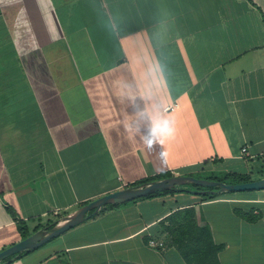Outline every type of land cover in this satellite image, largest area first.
<instances>
[{
    "label": "crops",
    "instance_id": "obj_1",
    "mask_svg": "<svg viewBox=\"0 0 264 264\" xmlns=\"http://www.w3.org/2000/svg\"><path fill=\"white\" fill-rule=\"evenodd\" d=\"M263 159L264 0H0V252L17 220L30 236L159 175ZM263 199H140L6 264H264Z\"/></svg>",
    "mask_w": 264,
    "mask_h": 264
},
{
    "label": "water",
    "instance_id": "obj_2",
    "mask_svg": "<svg viewBox=\"0 0 264 264\" xmlns=\"http://www.w3.org/2000/svg\"><path fill=\"white\" fill-rule=\"evenodd\" d=\"M185 186H195L203 191H192L202 195H220L224 193H245L264 191V178L260 180L227 184L216 180L195 178L193 176H173L144 184L130 186L111 194L100 197L82 207L74 213L55 221L24 240L0 252V264L7 259L36 250L55 240L64 233L83 224L87 220L98 216L108 206H120L148 198L154 194L179 189ZM13 258V259H14Z\"/></svg>",
    "mask_w": 264,
    "mask_h": 264
},
{
    "label": "trees",
    "instance_id": "obj_3",
    "mask_svg": "<svg viewBox=\"0 0 264 264\" xmlns=\"http://www.w3.org/2000/svg\"><path fill=\"white\" fill-rule=\"evenodd\" d=\"M210 175H211L210 177H206L205 179H207V180H216V181H221V182H225V183H227V181H230V180H233V179H235V180L236 179H242L241 181H245V182H250L251 181L250 179H247V180L243 179L245 177V175L227 174V175L223 176L224 178H221L220 174L216 175V173H212ZM189 176H192V175H189ZM170 177H173V176L171 174L167 173V174L156 176V177L151 178V179L146 180V181L139 182V183H137L135 185H140V184H144V183H147V182H150V181L161 180V179L170 178ZM229 183H232V182H229ZM135 185H133V186H135ZM194 188H197V187H195V186L180 187L179 189H175V190L166 191V192H163V193L154 194V195H152V196H150L148 198H154L156 196L172 194V193H175V192H192V191H196L197 189H194ZM199 190L203 191V189H201V188H199ZM145 199H147V198H145ZM86 204H88V203H85L84 205H86ZM117 207L118 206H108L101 213H104L107 210L115 209ZM9 212L16 219L14 211L12 209H9ZM17 223H18L20 231L25 233V238L29 237L28 231H27L26 227L23 225V223L20 222L19 220H17ZM13 258L14 257H11V258L7 259L2 264H6V263L10 262Z\"/></svg>",
    "mask_w": 264,
    "mask_h": 264
},
{
    "label": "clouds",
    "instance_id": "obj_4",
    "mask_svg": "<svg viewBox=\"0 0 264 264\" xmlns=\"http://www.w3.org/2000/svg\"><path fill=\"white\" fill-rule=\"evenodd\" d=\"M174 130L169 127L168 121H154L152 136L146 138L145 146L149 149L155 147L157 143L163 146L165 140L170 138Z\"/></svg>",
    "mask_w": 264,
    "mask_h": 264
},
{
    "label": "rangeland",
    "instance_id": "obj_5",
    "mask_svg": "<svg viewBox=\"0 0 264 264\" xmlns=\"http://www.w3.org/2000/svg\"><path fill=\"white\" fill-rule=\"evenodd\" d=\"M253 171H254L253 173L245 176L243 179H246V180L250 179L251 180L253 177L258 178V177H260V175H264V159L259 161V165ZM210 174L209 173H202V172H193V173H191V175L193 177L200 178V179H205L206 177H210L211 176ZM220 177L224 178L223 176H220ZM241 180L242 179H236V180L233 179V180L227 181V184H235V183H244L245 182V181H241ZM229 182H232V183H229ZM194 189H197L196 191H200L199 188H194ZM54 222L55 221L51 222V224L54 223Z\"/></svg>",
    "mask_w": 264,
    "mask_h": 264
},
{
    "label": "built area",
    "instance_id": "obj_6",
    "mask_svg": "<svg viewBox=\"0 0 264 264\" xmlns=\"http://www.w3.org/2000/svg\"><path fill=\"white\" fill-rule=\"evenodd\" d=\"M174 109H175L174 106H169V107H166L164 109V112H170V111H172ZM242 154H243V156H245L247 154V148H243L242 149ZM260 203H261L262 207H261V209H259L257 211V213H259V212H263L264 213V199L262 201H260ZM149 246L151 248H153V249H161V250L165 249V244L163 242H159V241H156V240H151L149 242Z\"/></svg>",
    "mask_w": 264,
    "mask_h": 264
}]
</instances>
